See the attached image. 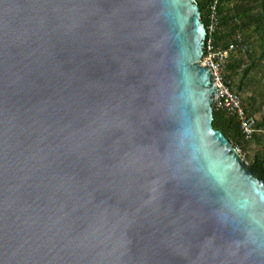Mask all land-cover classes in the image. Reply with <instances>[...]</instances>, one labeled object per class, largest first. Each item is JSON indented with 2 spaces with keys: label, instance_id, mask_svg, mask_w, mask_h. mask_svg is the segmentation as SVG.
Instances as JSON below:
<instances>
[{
  "label": "water",
  "instance_id": "water-1",
  "mask_svg": "<svg viewBox=\"0 0 264 264\" xmlns=\"http://www.w3.org/2000/svg\"><path fill=\"white\" fill-rule=\"evenodd\" d=\"M206 34L197 0H0V264H264Z\"/></svg>",
  "mask_w": 264,
  "mask_h": 264
},
{
  "label": "trees",
  "instance_id": "trees-1",
  "mask_svg": "<svg viewBox=\"0 0 264 264\" xmlns=\"http://www.w3.org/2000/svg\"><path fill=\"white\" fill-rule=\"evenodd\" d=\"M197 3L206 29L213 22L216 24L215 45L226 49L232 43L237 44L228 59V80L247 111L256 115L260 110L255 104L257 95L245 99L241 91L251 80L258 83L264 80V0H197ZM213 125L244 154L252 144L256 146L253 157L247 158L245 154L246 161L264 179V117L258 120L257 131L250 138L242 132L239 119L224 109L214 108Z\"/></svg>",
  "mask_w": 264,
  "mask_h": 264
},
{
  "label": "built area",
  "instance_id": "built-area-1",
  "mask_svg": "<svg viewBox=\"0 0 264 264\" xmlns=\"http://www.w3.org/2000/svg\"><path fill=\"white\" fill-rule=\"evenodd\" d=\"M215 30L216 24L214 22L209 26L208 30L206 29L204 54L200 60V64L208 68L211 80L216 86L217 93L215 94V98H213V107L224 109L230 114L235 115L240 121L242 132L247 138H250L257 131V116L247 111L242 98L233 90L231 81L228 80L227 76L228 59L231 51L237 47V44L232 43L226 49L217 47L213 38ZM236 149L248 165L245 154L239 147H236Z\"/></svg>",
  "mask_w": 264,
  "mask_h": 264
},
{
  "label": "rangeland",
  "instance_id": "rangeland-1",
  "mask_svg": "<svg viewBox=\"0 0 264 264\" xmlns=\"http://www.w3.org/2000/svg\"><path fill=\"white\" fill-rule=\"evenodd\" d=\"M241 94L243 95V97L245 99L247 97H250L253 94L257 95L258 102L255 104H256V106H258L260 108V110L255 114H256L257 119L259 121L262 120V118L264 117V80L261 83H258L256 81L254 82L251 80V82L247 83V85L241 91ZM256 149H257L256 146L254 144H252L250 146V148L247 150V152L245 153L247 155V158L253 157Z\"/></svg>",
  "mask_w": 264,
  "mask_h": 264
},
{
  "label": "flooded vegetation",
  "instance_id": "flooded-vegetation-1",
  "mask_svg": "<svg viewBox=\"0 0 264 264\" xmlns=\"http://www.w3.org/2000/svg\"><path fill=\"white\" fill-rule=\"evenodd\" d=\"M256 174V173H255ZM257 175V174H256ZM257 177H259L258 175H257ZM260 178V177H259ZM261 179V178H260ZM261 180H264V179H261Z\"/></svg>",
  "mask_w": 264,
  "mask_h": 264
}]
</instances>
